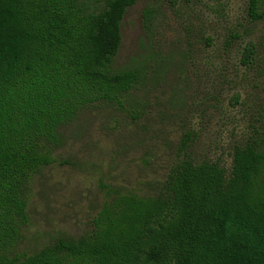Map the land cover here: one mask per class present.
<instances>
[{
  "label": "trees",
  "instance_id": "trees-1",
  "mask_svg": "<svg viewBox=\"0 0 264 264\" xmlns=\"http://www.w3.org/2000/svg\"><path fill=\"white\" fill-rule=\"evenodd\" d=\"M135 3L106 0L91 11L83 0H0V264H264V124L235 147L229 176L218 163L184 157L158 196L118 195L91 234L17 252L26 188L52 164L60 127L138 81L114 69ZM248 15L263 20L264 0H249ZM254 55L246 47L242 64Z\"/></svg>",
  "mask_w": 264,
  "mask_h": 264
},
{
  "label": "rangeland",
  "instance_id": "rangeland-1",
  "mask_svg": "<svg viewBox=\"0 0 264 264\" xmlns=\"http://www.w3.org/2000/svg\"><path fill=\"white\" fill-rule=\"evenodd\" d=\"M100 11L106 0H83ZM249 0H136L114 69L138 74L117 101L96 100L60 127L51 165L28 184L17 252L93 231L118 195L156 197L182 158L231 174L234 149L264 124V19ZM254 47L249 66L244 50ZM189 141L182 150L183 140Z\"/></svg>",
  "mask_w": 264,
  "mask_h": 264
}]
</instances>
